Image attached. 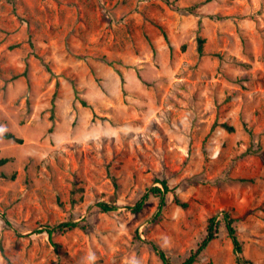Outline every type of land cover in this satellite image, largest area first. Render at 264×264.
<instances>
[{
    "label": "rangeland",
    "instance_id": "374dc122",
    "mask_svg": "<svg viewBox=\"0 0 264 264\" xmlns=\"http://www.w3.org/2000/svg\"><path fill=\"white\" fill-rule=\"evenodd\" d=\"M0 158V264H264V0H0Z\"/></svg>",
    "mask_w": 264,
    "mask_h": 264
},
{
    "label": "trees",
    "instance_id": "16d2710c",
    "mask_svg": "<svg viewBox=\"0 0 264 264\" xmlns=\"http://www.w3.org/2000/svg\"><path fill=\"white\" fill-rule=\"evenodd\" d=\"M202 44H203V40H199V49L200 51H202ZM123 80V78H122ZM220 126H222L223 128H225L228 131H233L234 127L231 125H228L226 123H222L220 124ZM2 138L5 139H11L13 141H15L16 143H22L23 140L21 138L16 137L13 133H5L3 135H1ZM9 161L8 158H0V166L6 164ZM162 187L160 188L158 186H154L152 188H150L148 190L147 193H145L133 206H132V210L135 213L140 212L143 207L146 204V201L148 200V198L150 197V195H154L158 198H160V206H164L165 204V196L167 193L171 192L172 190L170 189V186L168 185V183L166 181H162L161 182ZM174 200L175 202L182 206V207H187L188 204L185 202H182L181 200H179L177 198L176 195H174ZM98 207L101 211L103 212H112L116 210V206L109 204V203H99ZM224 223H225V228L226 231L232 241L233 247H234V252L236 254V262L237 264H252L249 260H246L243 255H242V251H243V247H242V243L240 242L238 235H237V230L235 227V219L232 216L231 212L229 211H224L222 214ZM80 225L79 222H75V221H68V222H63L60 223L59 225L53 227V228H49L47 227L46 232L49 234V238L52 239L53 233L55 232H63V231H68V230H72L76 227H78ZM218 221H217V217L216 216H212L211 218H209L208 220V225H207V230H206V236L205 238L197 245V248L195 250H193L190 255L185 258L183 261L179 262V263H172L165 255V253L160 250V248L156 245V244H152L154 250L156 251L160 261L162 262V264H195L200 255L202 254V252L205 250V248L208 246V244L217 237V233H218Z\"/></svg>",
    "mask_w": 264,
    "mask_h": 264
}]
</instances>
